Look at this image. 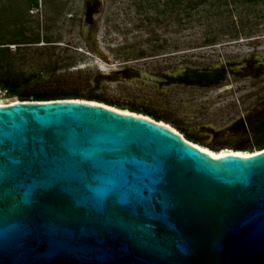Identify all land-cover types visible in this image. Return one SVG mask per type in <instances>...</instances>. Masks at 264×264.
Masks as SVG:
<instances>
[{
    "label": "water",
    "instance_id": "obj_1",
    "mask_svg": "<svg viewBox=\"0 0 264 264\" xmlns=\"http://www.w3.org/2000/svg\"><path fill=\"white\" fill-rule=\"evenodd\" d=\"M83 2L95 28L104 0ZM0 264H264V149L210 156L77 99L0 104Z\"/></svg>",
    "mask_w": 264,
    "mask_h": 264
},
{
    "label": "rangeland",
    "instance_id": "obj_2",
    "mask_svg": "<svg viewBox=\"0 0 264 264\" xmlns=\"http://www.w3.org/2000/svg\"><path fill=\"white\" fill-rule=\"evenodd\" d=\"M166 1L104 0L96 27L86 29L83 0H37L36 6L0 0V47L7 48L0 53V77L19 78L27 93L156 115L212 150H256L264 136L237 132L232 123L249 105L251 86L262 81L228 74L222 84L230 87L220 91L166 85L162 77L186 69L238 70L245 60H264V3L185 19L178 3ZM0 92V103L18 99Z\"/></svg>",
    "mask_w": 264,
    "mask_h": 264
},
{
    "label": "flooded vegetation",
    "instance_id": "obj_3",
    "mask_svg": "<svg viewBox=\"0 0 264 264\" xmlns=\"http://www.w3.org/2000/svg\"><path fill=\"white\" fill-rule=\"evenodd\" d=\"M127 70V69H126ZM123 74H128L127 71H121ZM231 74L239 79H249L255 81H262L260 85H252L253 88L248 93L249 105L245 112L237 117L232 127L237 132H252L257 133L258 136H264V60L252 61L245 60L238 70L232 68L219 67L212 70H198V69H186L182 70L176 75H163L162 79L164 84H178L182 86L190 87H217L220 89L227 84L222 82L227 78V75Z\"/></svg>",
    "mask_w": 264,
    "mask_h": 264
},
{
    "label": "trees",
    "instance_id": "obj_4",
    "mask_svg": "<svg viewBox=\"0 0 264 264\" xmlns=\"http://www.w3.org/2000/svg\"><path fill=\"white\" fill-rule=\"evenodd\" d=\"M172 3H171V2ZM33 5H37V0H31ZM167 4H176L178 3L179 6L181 7V11L184 14V18H190L191 15L197 13L198 11H211V10H215L218 11L220 13L223 12H228V14H231V8L229 6H233L234 8H237L239 4L244 3V4H249V5H255L259 2L264 3V0H168L166 1ZM48 38H46V42H48ZM2 44V43H0ZM3 51H7V48H3L0 47V53H2ZM99 78V75H97ZM101 76V75H100ZM102 77V76H101ZM0 89H4L6 90L7 94L9 96H13L15 95L18 99V101H25V100H54V99H71L69 97H65L64 95H58L55 93H27L25 91L22 90V80H20L17 77H13L11 76V74L9 73H5L0 77ZM79 100V99H77ZM82 101H88V102H92V103H98V104H102L99 102H95V101H89V100H82ZM12 102V101H9ZM9 102H5V103H9ZM105 105L107 107H111L112 109H115L116 111H120V112H128V113H132L135 115H140V116H145L148 117L149 119H153L157 122H159L162 125H165L167 127H169L170 129L174 130L175 132L179 133L186 141L196 145L197 147L204 149L206 151H209L211 153H218L221 151H228L231 153H237V152H241V154H248L249 152H256L258 150L264 149V144L262 143H258V148L254 151H243V150H238V149H229V148H222L219 150H212L208 147L202 146L200 144H197L195 141H193L192 139H190L189 136H183L178 130H176L175 128H173L171 125H169L168 123H165L163 121H160V119L153 114H147L150 115L146 116V114H138V113H134V112H130L128 110H123V109H117L114 108L110 105L107 104H102Z\"/></svg>",
    "mask_w": 264,
    "mask_h": 264
},
{
    "label": "bare ground",
    "instance_id": "obj_5",
    "mask_svg": "<svg viewBox=\"0 0 264 264\" xmlns=\"http://www.w3.org/2000/svg\"><path fill=\"white\" fill-rule=\"evenodd\" d=\"M0 104H4V103H0ZM120 112V111H119ZM124 113H128V112H124ZM132 114V113H131ZM133 115H135V114H133ZM199 148V147H198ZM201 149V148H200ZM201 150H203L204 152H206V153H208L210 156H217V155H221V154H224V153H228V154H233V155H250V154H252V153H254V152H249L248 154H241V152H237V153H231V152H228V151H221V152H218V153H211V152H209V151H206V150H204V149H201ZM257 152V151H256Z\"/></svg>",
    "mask_w": 264,
    "mask_h": 264
},
{
    "label": "built area",
    "instance_id": "obj_6",
    "mask_svg": "<svg viewBox=\"0 0 264 264\" xmlns=\"http://www.w3.org/2000/svg\"><path fill=\"white\" fill-rule=\"evenodd\" d=\"M2 95V92H0V96Z\"/></svg>",
    "mask_w": 264,
    "mask_h": 264
}]
</instances>
